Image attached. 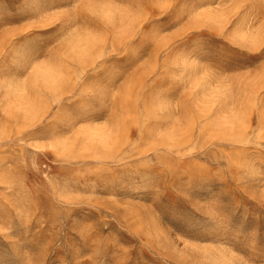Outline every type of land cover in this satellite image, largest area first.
I'll return each mask as SVG.
<instances>
[{
	"label": "rangeland",
	"instance_id": "374dc122",
	"mask_svg": "<svg viewBox=\"0 0 264 264\" xmlns=\"http://www.w3.org/2000/svg\"><path fill=\"white\" fill-rule=\"evenodd\" d=\"M0 264H264V0H0Z\"/></svg>",
	"mask_w": 264,
	"mask_h": 264
}]
</instances>
